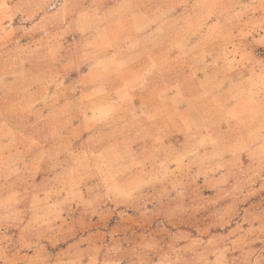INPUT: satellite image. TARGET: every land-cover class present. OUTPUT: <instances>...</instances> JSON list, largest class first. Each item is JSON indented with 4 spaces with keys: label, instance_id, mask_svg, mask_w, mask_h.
<instances>
[{
    "label": "rangeland",
    "instance_id": "obj_1",
    "mask_svg": "<svg viewBox=\"0 0 264 264\" xmlns=\"http://www.w3.org/2000/svg\"><path fill=\"white\" fill-rule=\"evenodd\" d=\"M229 4L228 13L222 20L217 16L220 21H215L208 30V34L212 35L211 44L204 34L191 44L187 43L188 49L195 53L192 64L198 67L194 73L198 74L196 79L201 85L188 89L189 93L197 91L191 99L182 98L181 114L192 109L197 112L193 110L190 117H182L181 127L184 130L196 128L197 131L212 127L213 134H198L195 150L188 151V144H182L180 151L166 149L157 152L159 155L154 157V162L159 164L154 163L153 168L157 166L158 174L166 180V187L160 186L159 189L161 195L166 197H141L133 204H130L131 199L126 198V191H143V184L139 181L145 176L146 169L141 163L148 162L137 160L134 154L130 165L119 167L124 154L108 158L112 153L111 144L100 149L98 146L110 138L112 127L129 120L136 121L135 118H139L135 129L140 126L156 128V124L150 120L151 115H144L156 104L139 101L128 103V107L123 109L120 106L115 108L111 106V95L102 96L98 91L97 94L91 92L77 99L74 94L76 88L73 87L67 89L69 97H64V88L56 84L58 79H71L74 75L86 78L89 74L90 82H94L102 74L115 71L112 57H69L68 74H61L58 69L60 57L42 52L46 46H51L50 41L45 38L30 41L28 35L20 39L0 37V112L4 117L8 116L12 123L13 119L21 122L19 125L27 132L20 135L18 140L24 152L33 155L37 151L30 160L36 168L37 192L47 191L50 198L55 200L62 193L74 192L76 179L81 178L85 181L86 190V198L79 200L83 210L108 205L117 206L118 210L134 206V224L140 227L133 231H114L116 233H112L111 241L108 240L110 236L102 241L98 260L93 262H82L89 256L76 254V249L63 246L72 240L70 234L76 232L67 231L66 227L54 228L51 233L56 245L46 250V255L52 254L53 257L45 262L46 255L42 253L45 250L38 248L37 252H42L36 259L37 263L264 264V42L254 40V36L264 34V2L229 0ZM148 24L151 26L152 22ZM138 29L141 30L140 27ZM137 41L134 40V43ZM204 42L207 48L211 45L220 55H216L215 51L205 52ZM88 44L85 40L83 46ZM45 61L53 65L52 71L44 69ZM172 62L179 63L180 58L174 57ZM205 66L212 69L207 71ZM45 79L52 84L50 87H44ZM30 82H36L37 87L29 88ZM85 89L88 91L90 88ZM173 96L171 88L165 92L164 110L167 117L178 114L176 107L179 104ZM29 98L38 100L32 112L36 110L40 115L66 116L62 125L65 131L68 130L67 134L56 132L44 135L39 145L38 141H31ZM116 109L118 113L110 115ZM100 110L104 111L97 120L102 119L94 123L91 113ZM160 113V110L156 111L153 116ZM82 120L84 126L77 132ZM159 123H163L164 132L170 135L165 139H173L167 118ZM221 129L227 130L228 134L220 135ZM216 142L227 143V149H206L208 145L211 146L209 149H214ZM40 149H43L42 152L38 151ZM130 178L134 184H129L127 180ZM9 188L1 183L0 195L8 192ZM93 193L97 197H91ZM169 193L173 196L167 197ZM43 196L37 194L31 198L25 195L13 199L3 193V197H0V221L19 225L15 230L20 231L31 208L34 210L31 211L34 213L32 223L21 232L43 239L42 231L46 230L44 224L48 214L44 207L47 199ZM66 200L51 208L70 210L71 207L67 206L71 200ZM135 210L138 213L143 211L145 215L137 218ZM113 216L121 218L126 215ZM110 218L112 221L113 218ZM102 219L105 225L109 222L107 216ZM172 227L185 230L173 237L171 230H168ZM8 228L12 229L10 226ZM236 238L237 241L232 242ZM225 244H230L229 252L218 250Z\"/></svg>",
    "mask_w": 264,
    "mask_h": 264
},
{
    "label": "crops",
    "instance_id": "obj_2",
    "mask_svg": "<svg viewBox=\"0 0 264 264\" xmlns=\"http://www.w3.org/2000/svg\"><path fill=\"white\" fill-rule=\"evenodd\" d=\"M155 1L0 0V37L20 39L23 35H28L30 41L42 38L50 41L51 46H46V49L42 52L45 55L60 57L58 69L62 72L61 74H68L69 57L72 59L74 56H85L87 58L92 55H109L112 57L110 59L113 60L112 66L115 71L102 74L94 82H90L89 74L86 78L74 75L71 79L67 77L58 79L56 84L64 88V97H69L67 89L73 87L76 88L74 94L77 99L91 92L97 94L98 91L102 96L111 95V106L115 108L120 106L123 109V107H128V103L139 101L156 104V107H153L154 109L151 108L150 111L144 114L146 117L151 115L150 120L156 124V128L146 129L140 126L135 129L137 125L135 123L139 120V118H135L136 121L129 120L124 124L112 127L109 131L110 138L98 146V149H100L111 144L112 153L108 158H114L115 155L123 153L125 158L120 162L119 167L123 166L125 168L130 165L134 154L138 158L137 160L143 159L142 162H148V164L141 163L144 165L143 169H146L145 176L139 181L143 184V191H132L130 193L126 191L125 196L127 199H131L130 204L135 203L134 200L141 199V197L144 199L166 197V195H161V190H159L160 186L166 187V180L158 174L157 166L154 167L156 169L153 168L154 163L155 165L159 164V162H154V157L159 155L157 152L166 151V149L168 151H180L182 144H188L186 146L188 151L195 150L198 134H213L211 132L212 127H204L198 131L196 128L184 130L181 127L182 117H190L191 112L192 114L194 111L197 112L196 109H192V111L181 114L180 104L182 98L183 100L186 98L191 99L197 91L189 93L188 89L192 90L197 88L198 84L201 85L196 79L198 74L194 73L198 70V67L192 64V55H195V53L188 49L187 43L191 44L193 40L204 34L211 44L212 35L208 34V30L215 21L218 22L223 19L230 6L229 0ZM260 1L264 2V0ZM217 12L220 13L217 14ZM217 16L220 17V20ZM150 22H152L151 26L148 24ZM139 27L141 30L138 29ZM85 40L89 43L87 46H83ZM134 40L138 41L134 43ZM254 40L264 42V34L259 33L258 36H254ZM203 48L205 52L215 51L216 55H220L219 51H216L217 49L213 50L211 45L207 48L205 42ZM174 57H179L180 62H172ZM45 62L44 69L52 71L53 65L50 62ZM55 68L57 69V67ZM205 69L210 71L212 67L205 66ZM135 77L140 79L136 80ZM43 85L44 87H50L52 84L45 79ZM28 87H37V83L30 82ZM130 87L138 89L132 90ZM85 88L90 89L86 91ZM170 88L174 93L173 99L176 98L179 104L176 107L178 114L173 117H167L164 110L166 104L164 100L165 92H169ZM103 89L106 91L102 92ZM61 90L63 91V89ZM78 90L80 92H77ZM137 95L138 97H136ZM37 102V99L32 98H29L28 101L31 141H38L39 145L44 135L56 132L67 134L68 130L65 131L62 125V120L66 116H54L49 113L40 115L36 110L32 112ZM159 110L161 113L153 116L154 112ZM102 111L104 110L91 113L92 118L95 120L94 123L101 121L102 118L99 120L97 118L100 117ZM117 111L116 109V112L110 115L118 113ZM6 117L0 112V184L10 186V188L8 192H2L0 197H3V193L4 196L13 199L25 195L31 198H35L37 194L39 197L44 195L43 197L47 199L44 207L48 214H46L44 224L46 230L42 231L44 234L43 239H37L32 237L30 233L21 232L22 229L32 223L31 217L34 213L31 211L34 210L31 208L25 219V225L20 227V231L15 230L19 225L0 221V264H39L36 259L42 251L37 252L38 248H44L45 252L42 253L46 255L47 248L56 245L53 242L51 233L54 228L64 229L66 227L67 231L76 232V234H70L69 237L72 240L66 242V245L63 246L76 249V254L89 256L82 262L85 260L86 262L97 261L100 247L103 244L102 241L109 236L108 240L111 241L113 239L111 237L112 233H116L114 231L117 229H125L126 231L140 229L139 226L134 224L135 220L132 216L134 206L118 210L117 206L108 205L103 208L100 206L83 210L79 206V200L86 198V190H84L85 185L83 183L85 181L81 178L76 179L77 186H75L74 192L62 193L55 200L52 199L53 197L50 198L47 191L38 193V188L36 189L38 187L36 168L32 161L30 163L31 157H34L37 151L33 155H31V152H24L18 140L20 135L27 132L19 125L21 122L13 119L14 123H12L8 120L10 118ZM165 118L170 124L168 129L174 135L173 139H165L167 135H170H166L163 130V123H159L161 120L164 121ZM83 123L82 120L78 124L79 130L77 132L82 130ZM139 125H142V123L140 122ZM226 131L221 129L219 134L227 135ZM138 140L140 142H136ZM216 143L214 149H209L210 145L206 149L208 148L210 151H224L227 149V146H225L227 143ZM98 149L96 148V150ZM42 150L38 151L42 152ZM140 151H142V154ZM77 152H79V149H77ZM156 159L158 160L159 157ZM127 181L129 184H134L132 178ZM169 196H173V194L169 193L167 197ZM91 197H97V194L93 193ZM66 199L71 200V204L67 206L71 207L70 210L62 209L58 211V209L51 208L55 204L64 203L67 201ZM126 204H129V202H126ZM135 212L137 218L141 214L145 215L143 211L138 213L135 210ZM123 214L126 216H121V218L113 216ZM104 216L109 219L106 225L102 223V217L104 218ZM110 217L113 218L112 221H110ZM57 222H59V225H56ZM9 226L12 227L11 230L8 228ZM29 228L31 227L29 226ZM168 230H171L173 237H175L185 229L172 227ZM234 241H237V238L232 240V242ZM218 250L229 252L230 244H225ZM52 257V254L46 255L44 261L46 262L48 258L51 260ZM48 264H52L51 261Z\"/></svg>",
    "mask_w": 264,
    "mask_h": 264
}]
</instances>
